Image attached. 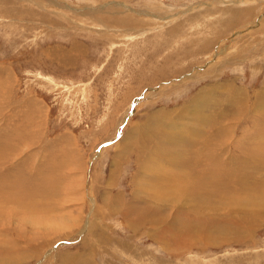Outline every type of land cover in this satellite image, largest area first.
I'll list each match as a JSON object with an SVG mask.
<instances>
[{
  "label": "rangeland",
  "instance_id": "1",
  "mask_svg": "<svg viewBox=\"0 0 264 264\" xmlns=\"http://www.w3.org/2000/svg\"><path fill=\"white\" fill-rule=\"evenodd\" d=\"M217 1L0 0V264H264V0ZM187 139L220 144L189 146L220 175L165 212ZM250 211L249 237L204 243Z\"/></svg>",
  "mask_w": 264,
  "mask_h": 264
},
{
  "label": "bare ground",
  "instance_id": "2",
  "mask_svg": "<svg viewBox=\"0 0 264 264\" xmlns=\"http://www.w3.org/2000/svg\"><path fill=\"white\" fill-rule=\"evenodd\" d=\"M217 1V0H216ZM246 1V0H245ZM253 1V0H252ZM259 1V0H258ZM261 1V0H260ZM217 2H219L221 5H225V4H227L226 3V1H223V0H219V1H217ZM240 2V1H239ZM157 3V2H156ZM232 3V2H231ZM244 3V2H243ZM247 3V2H246ZM260 3V2H259ZM116 4V3H115ZM235 4H237V3H235ZM234 4V5H235ZM245 4V3H244ZM117 5H119V6H123L122 4H117ZM248 5V4H247ZM253 5V4H252ZM254 5H255V3H254ZM256 5H257V3H256ZM114 6H116V5H114ZM232 6V5H231ZM249 6V5H248ZM236 7H238V6H236ZM241 7V6H240ZM262 7V6H261ZM260 7V8H261ZM112 9V8H111ZM120 9V8H119ZM114 10V9H113ZM110 11V10H109ZM120 11V10H119ZM111 12V11H110ZM128 12H129V9H128ZM249 12V11H248ZM127 13V12H126ZM116 14V13H115ZM134 14H137V13H134ZM234 17H236V18H238V19H240V17L241 18H244L245 16H248L247 15V13H244V14H242V13H240V12H234V14H232ZM113 16H114V14H113ZM136 16H138V15H136ZM127 17V16H126ZM132 19V18H131ZM168 19V18H167ZM130 20V19H129ZM119 21V20H118ZM131 21V20H130ZM163 21V20H162ZM165 21V20H164ZM219 21V20H218ZM264 27V26H263ZM246 28V27H245ZM108 33V32H107ZM236 35H238V34H236ZM75 46H77V45H74V48H76ZM212 93V92H211ZM264 94V93H263ZM211 96H212V94H211ZM209 97V96H208ZM207 98V97H206ZM211 98V97H210ZM209 98V99H210ZM208 98H207V102H210V100H209ZM212 100H213V98H212ZM211 100V101H212ZM197 101H199V100H197ZM196 101V102H197ZM201 101L202 100H200V103H201ZM196 102L194 103V105L196 104ZM200 103H198V105L200 104ZM211 103V102H210ZM205 104V103H204ZM216 104V103H215ZM197 105V106H198ZM211 105H212V103H211ZM243 106V105H242ZM199 108V107H198ZM194 110H193V113H195L196 114V112H197V110L195 109V108H193ZM203 106H202V104H201V107L198 109L199 111H200V113L203 111ZM198 113V112H197ZM179 118V117H178ZM181 118L182 117H180V121H181ZM188 118V117H187ZM179 120V119H178ZM188 120V119H187ZM179 123V122H178ZM193 123V122H192ZM195 124V123H194ZM194 124H193V126H194ZM175 125H176V121H175ZM174 125V126H175ZM185 126L184 125H179L178 126V128L177 127H175V128H177V129H175V130H180V129H183ZM223 127H226V125L224 126L223 124H221V125H219V127L217 126V129H218V132H220L221 133V130H222V128ZM183 131V130H182ZM178 132V131H177ZM191 132V131H190ZM184 133V132H183ZM193 134V133H192ZM179 135V134H178ZM182 135V134H181ZM183 137V136H182ZM181 138V137H180ZM186 139V138H185ZM178 140V139H177ZM181 141V140H180ZM179 141V142H180ZM182 141H183V138H182ZM174 142V141H173ZM172 142V143H173ZM160 142H159V140L156 142V145L159 147V150H160V144H159ZM177 143V142H176ZM179 144V143H178ZM181 144V143H180ZM195 145V142H193V140L191 139H187L186 141H185V143H184V145H182L181 146V151L179 152V153H177L176 155H175V159L174 160H172V161H170V165H169V168H174L175 169V172L173 173L172 172V170H167V171H165L166 170V168H164V166H163V163L160 161V162H158L157 164H158V166H157V169L156 170H158L159 172L161 171V170H163V169H165L164 171L165 172H168V174H167V177H168V179H167V181H168V184L163 180V181H161L159 178V180H157L156 182L157 183H159V184H157V186L159 187V188H162L163 190L165 189V191L164 192H167V193H171V192H173V193H171V194H173V196L171 197V198H168V201L169 202H167V203H170V208H166L165 207V212L166 211H168V209H170V211H172V208L174 207L173 206V204H171V201L173 200V199H176V201L178 200V199H180V201H184L183 200V197H184V199H185V197H188L187 196V192H190V193H192V194H195V196L197 195V196H204V190H205V186L207 185V184H211V183H214V184H217V178H218V176L220 175V169H219V167H220V163H217L216 161H220L219 160V158L216 156V155H214V154H210V155H205V154H203L202 152H200V151H195L193 154H192V152L190 153V145ZM148 145V144H147ZM151 145V144H150ZM173 145H175V143H173ZM186 145V146H185ZM207 145H209L210 146V148H209V151L211 152L212 150L211 149H213V147H219L220 146V144H213L211 141H209V142H204V143H201V145L200 146H197V145H195V147H196V149H201V148H204V147H206ZM147 147V146H146ZM150 147V146H149ZM151 148H152V146H151ZM192 148V147H191ZM221 148V147H220ZM148 149V148H147ZM148 151V150H147ZM157 151V150H156ZM155 151V152H156ZM159 152H161V150L159 151ZM156 155V154H155ZM187 157V158H186ZM158 159V158H157ZM231 160H233V159H231ZM232 162V161H231ZM216 163V164H215ZM250 164V163H249ZM251 165V164H250ZM229 167V166H228ZM249 170V169H248ZM229 171V170H228ZM164 173V172H163ZM177 175H176V174ZM158 174V173H157ZM184 174H185V176H184ZM242 174V173H241ZM169 175H170V177H169ZM180 175H183V176H180ZM249 175V174H248ZM165 176V175H164ZM178 176V177H177ZM208 176V180L206 179V177ZM247 176V175H246ZM167 177H165V178H167ZM243 177V176H242ZM241 177V178H242ZM155 178V177H154ZM164 178V179H165ZM212 179L213 181L211 182L210 181V179ZM244 179V178H243ZM155 180H156V178H155ZM177 180H178V182H182V185L179 183V184H177L176 185V183H177ZM245 180V182L247 181L246 179H244ZM261 180V179H260ZM149 183V182H148ZM263 185H264V182H263ZM149 186L151 187V185H150V183H149ZM2 189V188H1ZM150 189H152V188H150ZM148 190H149V188H148ZM147 190V191H148ZM158 191H159V189H157ZM156 190V197H157V202L159 201V199H158V191ZM255 191V190H254ZM256 192H258V191H256ZM2 193V192H1ZM150 193V192H149ZM251 193V194H250ZM250 196H251V198H252V192L250 191ZM183 194L185 195V196H183ZM260 194H262V192L260 193ZM160 195H161V193H160ZM167 195V194H166ZM254 196L255 195H257V194H253ZM9 196V195H8ZM165 196V195H164ZM183 196V197H182ZM166 197V196H165ZM249 197V196H248ZM256 197H260L259 195H257ZM161 198V197H160ZM221 198V197H220ZM262 198V197H261ZM260 198V199H261ZM259 199V200H260ZM188 200H190V198L188 199ZM247 200H250V198H248V199H245V202L247 201ZM252 200V199H251ZM258 200V199H257ZM258 200V201H259ZM262 200V203L261 204H263V206H264V197L261 199ZM161 202V201H160ZM178 202V201H177ZM224 202V201H223ZM252 202V201H251ZM12 204H14V202H12ZM2 205V204H1ZM175 205V204H174ZM226 205V204H225ZM230 205V204H229ZM249 205V204H248ZM250 205H252V204H250ZM129 206V205H128ZM136 206V205H135ZM253 206H255V205H253ZM259 206V205H258ZM147 207V206H146ZM185 206H184V204H180L179 205V207H178V213L181 215V216H179V217H177V219L180 221V223L181 224H176L175 225V227H176V229L177 230H175V228L174 227H170V228H168V229H171V228H173V229H171V230H167L168 231V234L166 235V238H165V240H167V239H170L171 241L170 242H165L166 244H167V246H170V244L172 243L173 244V242L174 243H178V245L179 244H181V246H182V250H184V249H187L190 245H191V241H192V244H193V241L195 240L194 238H196V237H198L199 235H194L193 234V232L192 231H190V229L191 228H189V224H191V221H190V223L188 222L189 220V218H192V216L191 217H188V219H187V221H186V223H185V220H186V217L188 216V215H183V214H185V208H184ZM231 207H233V206H231ZM6 208V207H5ZM230 208V207H229ZM255 208V207H254ZM258 208V207H257ZM256 208V210H259V209H257ZM261 208V207H260ZM220 209V208H219ZM249 209V208H248ZM224 210V209H223ZM247 210V209H246ZM250 210V209H249ZM252 210H254V209H252ZM116 211H118V210H116ZM158 211H160V210H154V212L153 213H155V212H158ZM212 211V210H211ZM221 211V210H220ZM233 213H234V215H236V213H235V211H233V210H231ZM248 211V210H247ZM133 212V208H131L130 206L129 207H127L123 212H121V215L123 214L126 218H127V215H132L131 213ZM264 212V211H263ZM249 213V216H248V218H247V216H245L244 215V217L245 218H243L242 220L246 223V225L242 228L241 227V224H240V221H238V220H236L235 218H233V217H231L230 219H226V217H225V219L224 220H226V221H230V224H226V225H224L225 224V222L223 221V219H222V217H220V216H218L217 215V218H215V219H213L212 221H210L212 224H214L215 226H216V231H215V233L212 235V236H207L206 238H204L203 240H204V243L205 244H214V243H216L217 242V244L219 243V241L221 242V241H230V240H235V241H237L238 239H239V236H242V238H243V236H245V238L248 236L249 237V235H250V232H251V229L250 228H252L253 226H254V224H256V222H257V220L259 219H257V217H259V214L258 215H255L252 211H250V212H248ZM157 214V213H156ZM156 214H153L154 215V219L153 220H155V215ZM215 215V214H214ZM5 216V215H4ZM124 216H122V217H124ZM143 216V214H141V215H138L137 216V219H133V220H131V224H133L135 221L137 222V221H144V217H142ZM178 216V215H177ZM226 216V215H225ZM231 216H233V215H231ZM152 217V216H151ZM129 218V217H128ZM176 218V217H175ZM196 219L197 218H199V217H195ZM194 218V219H195ZM224 218V217H223ZM228 218V217H227ZM195 219V220H196ZM197 221V220H196ZM202 220H201V218H199L198 219V223H200ZM238 221V222H237ZM195 222V221H194ZM197 222H195L196 224H197ZM141 223V222H140ZM194 223V224H195ZM244 223V224H245ZM193 224V225H194ZM224 225V226H223ZM214 226V227H215ZM219 226H222V227H219ZM190 227H192V224H191V226ZM212 227V226H211ZM193 228V227H192ZM207 228V227H206ZM167 229V228H166ZM166 229H164L165 230V233L167 232L166 231ZM253 229V228H252ZM157 230H159L158 229V226H156V228H155V230H154V232H156ZM161 230H163V229H161ZM160 230V231H161ZM207 230V229H206ZM214 230V229H213ZM176 231V232H175ZM209 232V231H208ZM159 233V232H158ZM163 233V232H162ZM206 234H207V232H205ZM252 233V232H251ZM157 234V233H156ZM202 234H203V232H202ZM155 235V234H154ZM204 235V234H203ZM202 235V236H203ZM162 237V236H161ZM164 237H165V235H164ZM193 237V238H192ZM205 237V236H204ZM155 238V237H154ZM158 238V237H157ZM201 238H203V237H200V239ZM238 238V239H237ZM199 239V238H198ZM241 239V238H240ZM239 239V240H240ZM158 240V239H157ZM238 240V241H239ZM195 241H197V240H195ZM228 241V242H229ZM237 241V242H238ZM198 242V241H197ZM195 243V242H194ZM0 244H3V242L1 241V238H0ZM204 244V246H206ZM178 245H177V247H178ZM174 246V245H173ZM192 246V245H191ZM176 247V248H177ZM199 247V246H198ZM173 249H175V247L173 248ZM181 249V248H180ZM179 250V249H178ZM177 251V250H176Z\"/></svg>",
  "mask_w": 264,
  "mask_h": 264
},
{
  "label": "water",
  "instance_id": "3",
  "mask_svg": "<svg viewBox=\"0 0 264 264\" xmlns=\"http://www.w3.org/2000/svg\"><path fill=\"white\" fill-rule=\"evenodd\" d=\"M134 103H132V105H133ZM133 107V106H132Z\"/></svg>",
  "mask_w": 264,
  "mask_h": 264
}]
</instances>
